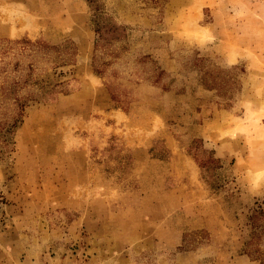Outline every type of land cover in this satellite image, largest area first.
Segmentation results:
<instances>
[{"label": "rangeland", "instance_id": "rangeland-1", "mask_svg": "<svg viewBox=\"0 0 264 264\" xmlns=\"http://www.w3.org/2000/svg\"><path fill=\"white\" fill-rule=\"evenodd\" d=\"M263 213L264 0H0V264H264Z\"/></svg>", "mask_w": 264, "mask_h": 264}, {"label": "trees", "instance_id": "trees-1", "mask_svg": "<svg viewBox=\"0 0 264 264\" xmlns=\"http://www.w3.org/2000/svg\"><path fill=\"white\" fill-rule=\"evenodd\" d=\"M92 23L94 24L95 28V32L97 34H99V38L101 36V29H102V26L100 25V22H99V19L98 18H94L93 20H91ZM92 66H93V71L96 75H100V71L95 67L94 65V60H93V63H92ZM51 92H49L48 94H50ZM47 94V95H48ZM19 107L22 106L23 103L21 102H18L17 103ZM20 120H18V123H19ZM211 155L210 157H208V159L206 161H203V162H199V168L201 170V174L202 176L204 175V173H209V172H213L211 177H214V173H215V170H217L218 168H220L219 166V160H216L215 158H213V153L211 152ZM204 179V178H203ZM206 182V180H205ZM209 183V184H208ZM207 184L210 185L211 182L207 181ZM212 187V186H211ZM264 216V213L263 215Z\"/></svg>", "mask_w": 264, "mask_h": 264}]
</instances>
